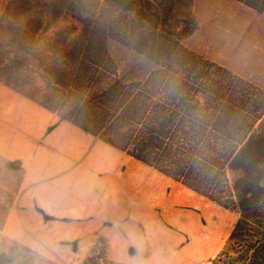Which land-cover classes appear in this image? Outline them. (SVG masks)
<instances>
[{
  "label": "rangeland",
  "instance_id": "obj_1",
  "mask_svg": "<svg viewBox=\"0 0 264 264\" xmlns=\"http://www.w3.org/2000/svg\"><path fill=\"white\" fill-rule=\"evenodd\" d=\"M74 1L0 0L2 62L24 31L39 48L62 30L71 42ZM193 4L185 46L264 89V13L236 0ZM110 48L116 69L152 67ZM239 216L0 80V264H214Z\"/></svg>",
  "mask_w": 264,
  "mask_h": 264
},
{
  "label": "trees",
  "instance_id": "obj_2",
  "mask_svg": "<svg viewBox=\"0 0 264 264\" xmlns=\"http://www.w3.org/2000/svg\"><path fill=\"white\" fill-rule=\"evenodd\" d=\"M236 1L264 13V0ZM193 5L76 0L69 9L81 26L71 42L62 30L39 48L24 31L15 55L0 59V80L87 134L237 208L229 245L214 264H264V197L258 195L264 192V89L185 46L197 27ZM112 43L151 69H116Z\"/></svg>",
  "mask_w": 264,
  "mask_h": 264
},
{
  "label": "crops",
  "instance_id": "obj_3",
  "mask_svg": "<svg viewBox=\"0 0 264 264\" xmlns=\"http://www.w3.org/2000/svg\"><path fill=\"white\" fill-rule=\"evenodd\" d=\"M73 124V123H72ZM74 125V124H73ZM76 126V125H75ZM76 127H78V126H76ZM79 128V127H78ZM79 129H81V128H79ZM82 130V129H81ZM84 133H86L87 134V132H85L84 130H82ZM87 135H91L90 133H88ZM91 136H93V135H91ZM93 137H96V136H93ZM97 139H99V137H96ZM99 140H101V139H99ZM102 141V140H101ZM102 142H104V141H102ZM104 143H106V142H104ZM107 144V143H106ZM107 145H109V144H107ZM110 147H113V146H111V145H109ZM114 148V147H113ZM116 149V148H115ZM118 150V149H117Z\"/></svg>",
  "mask_w": 264,
  "mask_h": 264
}]
</instances>
